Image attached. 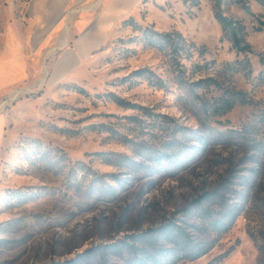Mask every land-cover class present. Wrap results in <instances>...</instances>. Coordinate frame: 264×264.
<instances>
[{"label": "rangeland", "instance_id": "rangeland-1", "mask_svg": "<svg viewBox=\"0 0 264 264\" xmlns=\"http://www.w3.org/2000/svg\"><path fill=\"white\" fill-rule=\"evenodd\" d=\"M217 1L143 0L80 78L49 81L56 49L42 79L33 62L0 92V264H264V3L221 0L245 26L238 52ZM65 2L0 0V50L9 26L38 31ZM233 91L254 102L215 112ZM173 226L212 247L184 258Z\"/></svg>", "mask_w": 264, "mask_h": 264}, {"label": "crops", "instance_id": "crops-1", "mask_svg": "<svg viewBox=\"0 0 264 264\" xmlns=\"http://www.w3.org/2000/svg\"><path fill=\"white\" fill-rule=\"evenodd\" d=\"M65 1L63 12L57 19L44 23L38 31H24L14 25L7 28L0 50V92L28 83L33 62L36 64L37 81L42 79V63L56 49L60 52L51 63L49 81L57 83L80 78L83 69L95 58V52L106 44L118 22L137 9L143 0H89L83 9L76 11L77 15L69 26L68 7L87 0ZM5 123L6 118L3 124L0 119V125Z\"/></svg>", "mask_w": 264, "mask_h": 264}, {"label": "trees", "instance_id": "trees-1", "mask_svg": "<svg viewBox=\"0 0 264 264\" xmlns=\"http://www.w3.org/2000/svg\"><path fill=\"white\" fill-rule=\"evenodd\" d=\"M260 3H264V0H258ZM198 3V1H196ZM246 7V5H244ZM214 13L216 18L218 19L219 23L222 26V29L225 35L229 38L232 42L233 47L238 52H246L251 50V46L247 43L245 39L246 31L245 26L239 19H236L232 16H228L225 14L224 10L222 9L221 0H218L214 4ZM257 30H262L264 28V23L256 27ZM151 30V29H148ZM152 34H155L157 37L155 38V43L161 46L169 47L174 51H177L179 48L186 44L185 37L179 32H159L157 30L152 29ZM151 36V35H150ZM232 95L229 97H224L222 101L217 105L216 111L217 113H225L232 108H234L237 104H246V103H253V99L249 98L245 92L242 91H233ZM264 112L261 110L258 112L259 118L263 119ZM243 129V127H242ZM241 129V130H242ZM240 130V131H241ZM208 193H206L207 196ZM205 197H202V199ZM217 226V225H216ZM220 226V225H219ZM217 226V227H219ZM166 238L168 240L178 245L180 251L183 253V257L188 260H195L202 255H204L207 250H209L212 246H200L194 243L191 239L185 237L183 231L178 226L168 227L166 233ZM151 260V261H150ZM158 264L156 259L153 260L150 255L146 257V259H140L136 264Z\"/></svg>", "mask_w": 264, "mask_h": 264}, {"label": "built area", "instance_id": "built-area-1", "mask_svg": "<svg viewBox=\"0 0 264 264\" xmlns=\"http://www.w3.org/2000/svg\"><path fill=\"white\" fill-rule=\"evenodd\" d=\"M84 8V6L83 5H81V6H79L78 8L77 7H75L74 9H73V11L74 12H76V11H80V9H83ZM5 104V103H4ZM3 104V105H4ZM3 105H1V107L3 106ZM1 110V109H0Z\"/></svg>", "mask_w": 264, "mask_h": 264}, {"label": "bare ground", "instance_id": "bare-ground-1", "mask_svg": "<svg viewBox=\"0 0 264 264\" xmlns=\"http://www.w3.org/2000/svg\"><path fill=\"white\" fill-rule=\"evenodd\" d=\"M41 83H42V82H41ZM10 93H11V94H14V97H15V96H17V94H18V92H16V93H15V91H14V90H13V91H11ZM0 112H1V111H0Z\"/></svg>", "mask_w": 264, "mask_h": 264}]
</instances>
